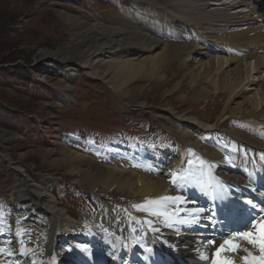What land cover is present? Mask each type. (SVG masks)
Returning <instances> with one entry per match:
<instances>
[{"label":"bare ground","instance_id":"bare-ground-1","mask_svg":"<svg viewBox=\"0 0 264 264\" xmlns=\"http://www.w3.org/2000/svg\"><path fill=\"white\" fill-rule=\"evenodd\" d=\"M61 1L20 3L53 8L69 28L68 45L40 48L33 66L42 81L47 72L65 73L67 81L53 83L63 95L70 96L68 80L83 70L106 83L129 107L141 108L135 96L145 94L144 89L127 82L141 76L155 81L158 89L185 70L189 58L204 55L210 58L206 67L195 76L184 72L167 95L186 87L193 76L190 97L195 102L209 96L196 92L201 79L208 78L218 97L243 100L223 109L214 103L197 123L176 118L171 108L157 107L154 113L168 140L156 149L137 151L138 165H112L96 156L92 160L89 150L75 151L65 142L26 150L15 159L1 151L0 163L13 178L5 197L0 196V264H213L216 259L244 264L241 257L248 252L259 257L258 246L243 239L235 241V252L218 255L217 250L237 231H254L248 223L252 216L264 223V10L256 11L264 0H79L81 7L92 6V12ZM199 39L208 44L205 51L195 49ZM214 52L233 56L218 55L214 62L209 54ZM176 59L180 64L174 70ZM250 71L256 80L249 79ZM252 86L253 99L244 96ZM243 101L247 107L240 105ZM4 131L0 129V144L17 138ZM30 154L50 168L64 169L74 190L101 189L91 213H71L59 198L61 188L54 190L55 179L34 180L25 164ZM109 191H126L139 203L128 205L127 212L107 200ZM223 209L232 213L220 227Z\"/></svg>","mask_w":264,"mask_h":264},{"label":"rangeland","instance_id":"rangeland-1","mask_svg":"<svg viewBox=\"0 0 264 264\" xmlns=\"http://www.w3.org/2000/svg\"><path fill=\"white\" fill-rule=\"evenodd\" d=\"M23 1L30 2L0 0V129L5 130V134L13 132L17 135L15 140L2 142L0 152L6 149L13 159L26 150L46 148L52 144L65 142L72 150L85 154L89 150L87 157L92 160L95 159L93 156H96L99 158L98 161L107 158L108 163L112 165L120 161L138 165L135 159L137 151L156 149L162 142L168 140L161 118L154 113L157 107L171 108L176 118H187L197 123L199 115L211 113L214 103L218 102L220 109H223L226 104L235 107L243 100L237 98L229 101L227 96L218 97L212 86L207 83L209 78L201 79L203 84L196 88L197 93L206 91L209 96L207 98L200 96L196 102L191 99L192 84L189 81L196 72L200 73L206 67L210 58L204 55L196 57L195 61L189 58L187 60V63L190 62L189 66L180 71L171 82L168 84L164 82L158 89L153 87L155 81L141 76L127 82L130 87L141 86L144 89L145 94L135 96L137 102L142 103L141 108L129 107L126 100L118 97L106 83L99 78H91L83 70L75 71L68 80L71 90L70 96L67 97L54 89L53 85L56 81H67L65 73L55 75L47 72L45 74L47 79L42 81L37 79V72L33 66L40 48L55 49L68 45L71 38L69 28L60 20L53 8L34 5L28 7L20 3ZM60 3H69L71 7L84 12L93 10L88 4L81 7L79 0H62ZM263 10L264 1L256 11L260 13ZM205 47L208 48V44L201 39L195 42V49L205 51ZM209 54L210 56L213 54L214 62L218 55L223 59L228 58V55L233 56L217 52ZM176 61L177 59L174 70L179 68L180 64V60ZM252 64L253 59L250 61V69ZM246 66L247 64L243 65L245 69ZM184 72L193 74L187 79V86L172 95H167V90L177 84ZM233 73L229 74V78ZM249 79H257L254 71H250ZM253 92L254 86L248 88L244 96L253 99ZM169 99L171 102H168ZM240 105L243 108L247 107L244 101ZM218 115H215L216 119ZM111 158H114V161ZM193 161V158H190L187 165H193ZM25 164L31 167L34 180L47 176L51 180H56L54 190L61 188L59 198L66 202L74 215L85 216L91 213L92 208L97 206L102 197L101 189L96 188L93 192L87 188L74 190L69 186L70 176L64 169L50 168L35 154H30ZM12 178L11 170L0 163V196L5 197ZM58 182L60 184H57ZM64 187L69 188V191L64 190ZM110 189L113 190L112 187ZM108 193L112 195H109L110 199L107 200L127 212H130L128 205L139 203L132 201L129 198L131 194L126 191L124 194L118 191ZM241 201L246 203L243 199ZM231 213L232 211L226 209L220 211L218 217L220 227H225Z\"/></svg>","mask_w":264,"mask_h":264},{"label":"snow or ice","instance_id":"snow-or-ice-1","mask_svg":"<svg viewBox=\"0 0 264 264\" xmlns=\"http://www.w3.org/2000/svg\"><path fill=\"white\" fill-rule=\"evenodd\" d=\"M162 199L179 200L180 198L179 197H176V198L164 197ZM247 203L252 205L253 208L256 207V205L252 204V201H248ZM261 211H264V209H262ZM248 223L252 225V229L254 231H243V230L237 231L233 235L232 239H226L219 246V249L217 250V254L219 255L221 251L235 252L239 248V244L236 243L235 241L237 239H243V240H247L249 244L258 246L259 251L261 253L259 257H256V256H253L251 252H248V255L241 257V259L244 261V264H264V223L257 222L256 216H252V218L248 221ZM245 228H247V225H245ZM208 244L210 245L214 244V240H209ZM0 251H3V249H0ZM245 251H247V249H245ZM203 258L207 259V257H203ZM213 264H234V262L228 259H216V260H213Z\"/></svg>","mask_w":264,"mask_h":264}]
</instances>
